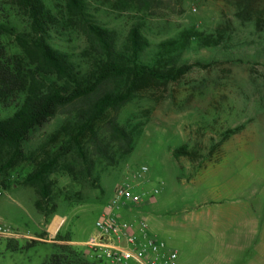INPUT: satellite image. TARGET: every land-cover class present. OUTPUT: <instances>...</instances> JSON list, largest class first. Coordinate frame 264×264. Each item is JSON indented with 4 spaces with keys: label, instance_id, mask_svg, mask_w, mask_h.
Wrapping results in <instances>:
<instances>
[{
    "label": "rangeland",
    "instance_id": "rangeland-1",
    "mask_svg": "<svg viewBox=\"0 0 264 264\" xmlns=\"http://www.w3.org/2000/svg\"><path fill=\"white\" fill-rule=\"evenodd\" d=\"M81 1L89 19L114 32L117 50H124L135 26L147 41L138 61L152 64L162 58L165 70L188 69L167 82L150 80L118 111L106 112L94 128L107 141L104 122L116 117L132 135V151L117 154L109 165L93 153L86 134L81 141L86 159L71 152L50 174V196L43 205L47 211L54 206L52 214L36 208L38 196L23 178L63 142L67 115H55L29 135L24 156L0 175V222L40 239L0 236V264H43L63 244L88 255L84 243L95 234V221L116 186L130 182L133 191L143 192V201H148L143 212L154 214L163 200L181 208L201 197L198 186L203 184L188 188L187 180L206 153L218 150L216 141L226 127L252 117L241 134L264 137V0H157L149 9L133 0ZM44 2L58 20L49 43L86 72L91 62L86 40L71 25L66 0ZM0 24L7 53L22 58L14 34L27 32L29 21L13 0H0ZM171 40L177 44L163 46ZM23 97L0 101V118L10 116ZM161 180L170 189L176 184L177 190L151 196L161 189Z\"/></svg>",
    "mask_w": 264,
    "mask_h": 264
},
{
    "label": "trees",
    "instance_id": "trees-1",
    "mask_svg": "<svg viewBox=\"0 0 264 264\" xmlns=\"http://www.w3.org/2000/svg\"><path fill=\"white\" fill-rule=\"evenodd\" d=\"M133 1L140 8L149 9L157 0ZM13 3L27 17L29 30L14 34L22 58L8 54L0 41V101L20 94L24 97L10 116L0 118V175L24 156V143L32 132L57 114L67 115L63 142L23 178V183L32 187L38 196L36 208L48 215L55 211L54 206L47 211L43 205L50 196V174L71 152L86 159L81 145L86 134L93 153L109 165L116 162L117 154L132 151V135L116 117L104 122L107 141L98 134L95 124L106 112L118 111L150 80L167 82L183 74L188 66L165 70L162 58L152 64L141 63L138 55L147 41L137 27L128 31L124 50H117L113 31L89 19L81 0H66L70 23L85 37L86 53L91 59L88 70L82 73L67 54L49 43L51 30L58 20L44 0H13ZM176 44V40H171L163 46ZM179 150L183 152V148ZM63 240L70 241L67 237ZM43 264L98 263L83 251L63 244Z\"/></svg>",
    "mask_w": 264,
    "mask_h": 264
},
{
    "label": "crops",
    "instance_id": "crops-1",
    "mask_svg": "<svg viewBox=\"0 0 264 264\" xmlns=\"http://www.w3.org/2000/svg\"><path fill=\"white\" fill-rule=\"evenodd\" d=\"M251 119L226 127L216 141L218 150L206 153L187 180L188 188L203 184L198 200L181 208L163 200L154 214L142 211L148 203L143 201L121 217L145 222L152 236L178 252V264H264V137L241 134ZM160 183L157 194L178 188Z\"/></svg>",
    "mask_w": 264,
    "mask_h": 264
},
{
    "label": "built area",
    "instance_id": "built-area-1",
    "mask_svg": "<svg viewBox=\"0 0 264 264\" xmlns=\"http://www.w3.org/2000/svg\"><path fill=\"white\" fill-rule=\"evenodd\" d=\"M140 169L146 171L147 167L142 165ZM133 187L130 182H125L114 189L95 221V234L84 243L88 257L98 264H178V252L152 236L145 222L121 217L124 209L143 202V192H135ZM157 192L158 189H154L151 196ZM0 236L40 239L28 230L20 233L2 222Z\"/></svg>",
    "mask_w": 264,
    "mask_h": 264
}]
</instances>
